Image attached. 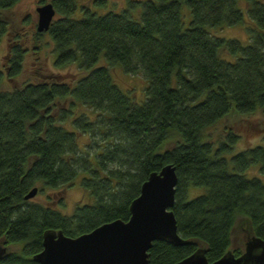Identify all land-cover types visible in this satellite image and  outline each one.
<instances>
[{"label": "trees", "instance_id": "1", "mask_svg": "<svg viewBox=\"0 0 264 264\" xmlns=\"http://www.w3.org/2000/svg\"><path fill=\"white\" fill-rule=\"evenodd\" d=\"M18 1L0 0V42L9 25L3 12ZM247 1L249 44L210 32L244 22L239 0H126L118 10L108 0H52L57 17L35 37L48 33L54 41L56 66L78 62L83 73L71 84L41 79L4 88L27 54L22 42L10 44L0 69V239L20 246L0 264H42L33 256L48 228L74 237L102 222L129 220L141 183L171 163L178 182L171 209L188 240L155 239L151 264H173L198 246L211 262L218 259L231 246L238 216L248 221L244 241L264 240V183L245 174L258 163L264 175V143L227 157L239 134L228 130L216 143L204 132L232 110L264 106V0ZM102 52L107 62L96 65ZM115 63L147 79L143 102L112 79ZM62 98L70 106L58 115L54 103ZM79 105L93 115L77 113ZM85 135L88 142H80ZM77 175L91 199L73 212L24 198L35 185L44 192ZM193 186L203 192L188 198Z\"/></svg>", "mask_w": 264, "mask_h": 264}, {"label": "rangeland", "instance_id": "2", "mask_svg": "<svg viewBox=\"0 0 264 264\" xmlns=\"http://www.w3.org/2000/svg\"><path fill=\"white\" fill-rule=\"evenodd\" d=\"M50 1L44 0L43 3ZM52 1V0H51ZM90 0H80L83 4L89 3ZM109 8L115 7L116 10L121 9L126 3V0H108ZM41 3V0H19L11 8H7L3 12V16L7 19L8 33L4 36L0 42V69L5 68L7 64L6 58L8 57V49L10 44L14 41L22 42L23 46L27 49L26 56H24V66H22L19 75L16 78H12L4 81V88H16L25 83L33 81L37 82L41 79L46 81L55 80L58 82L65 81L71 84L76 78L82 75L78 67V62L72 61L70 64H64L61 66H56V54L54 51V41L48 35L44 34L40 38H36V24L37 13L36 7ZM247 0H239V6L244 11V22H238V24H228L217 26V28L210 29V32L216 35H222L224 38L232 37L243 42V44H249V31L248 27L251 25V21L248 20V10H247ZM92 7L96 8L93 1L90 2ZM103 9L100 7L97 11ZM80 10V9H79ZM103 11V10H100ZM99 11V12H100ZM57 15L54 16L56 18ZM224 55L226 54L223 52ZM96 65H103L107 62L103 52L100 54ZM112 79L116 81L119 88L123 91L128 92L129 96L133 100H137L140 103L144 101L145 86L147 79L138 71L134 74L128 73V71L120 65L115 63L111 67ZM54 112L59 115L64 107H69V99L62 98L61 100H55ZM87 111L92 114L91 110L87 106H76L75 111L80 113L82 111ZM235 130L239 134V140L233 145V150L228 153L227 157L233 154L235 151L243 150L245 146H253L256 143H264V106L254 109L252 112L246 114L237 113L232 110L226 116L222 118L221 121L212 126L208 127L204 132L214 142H218L224 139L225 133L228 130ZM88 136L85 135L80 138V142H88ZM258 163L252 165L245 172L249 177L258 175L264 183V175L260 174V169ZM82 176L77 175V179L72 183H69L62 187H56V189L46 187L44 192H36L32 200H39L44 204H48L54 208H60L61 212L68 214L74 211V207L79 202H86L91 199V196L86 191L84 187L81 186L80 180ZM188 198L194 197L197 193L203 192V188L193 186L189 188ZM63 200L64 206H59V200ZM236 225L232 230L233 236H231V246L230 248L239 249L244 248L245 242L243 235L248 231L249 226H247V220L244 217L238 216L236 220ZM246 227V228H245ZM17 245H10L8 249L16 250Z\"/></svg>", "mask_w": 264, "mask_h": 264}, {"label": "water", "instance_id": "3", "mask_svg": "<svg viewBox=\"0 0 264 264\" xmlns=\"http://www.w3.org/2000/svg\"><path fill=\"white\" fill-rule=\"evenodd\" d=\"M36 31H48L53 23L56 9L52 1L36 7ZM177 171L173 163L163 165L141 184L139 196L130 203V219H113L102 222L89 232L67 236L63 230L48 228L42 235V249L33 259L42 264H151L148 250L155 239L168 240L182 245L188 239L178 234L176 215L172 211L176 196ZM35 185L24 198H32L38 192ZM239 255L228 248L223 256L210 261L206 247L198 246L184 259L173 264H264V240L250 235ZM9 245L0 239V257Z\"/></svg>", "mask_w": 264, "mask_h": 264}]
</instances>
